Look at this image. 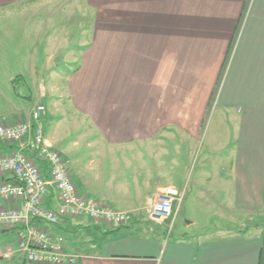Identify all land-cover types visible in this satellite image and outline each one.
I'll return each instance as SVG.
<instances>
[{"label": "crops", "instance_id": "obj_1", "mask_svg": "<svg viewBox=\"0 0 264 264\" xmlns=\"http://www.w3.org/2000/svg\"><path fill=\"white\" fill-rule=\"evenodd\" d=\"M57 91L85 163L54 143ZM37 103L80 195L132 217L115 232L87 216L36 222L74 264H264V0H0V122H28ZM201 140L208 165L185 185ZM14 149L0 142V155ZM165 188L184 191L169 230L193 192L206 226L192 216V233L158 232L148 211Z\"/></svg>", "mask_w": 264, "mask_h": 264}, {"label": "built area", "instance_id": "obj_2", "mask_svg": "<svg viewBox=\"0 0 264 264\" xmlns=\"http://www.w3.org/2000/svg\"><path fill=\"white\" fill-rule=\"evenodd\" d=\"M45 113V105L37 103L30 110L28 122H0V142L15 144L11 153L0 155V230L15 236L0 244V264H74L79 259L78 254L67 250L63 236L50 233L36 224L38 221L54 225L62 218L87 216L112 226L132 222L128 212L80 195L63 155L45 138ZM50 189L58 199L54 209L46 206ZM183 195L184 191L174 188L159 190L149 208V220L163 223Z\"/></svg>", "mask_w": 264, "mask_h": 264}, {"label": "rangeland", "instance_id": "obj_3", "mask_svg": "<svg viewBox=\"0 0 264 264\" xmlns=\"http://www.w3.org/2000/svg\"><path fill=\"white\" fill-rule=\"evenodd\" d=\"M55 95L57 96L55 98L59 110L55 111V112H51L50 116H49V120H50V125L57 126L58 128L62 127V131L59 132L58 135V139L57 141H55L54 143L57 144V147L62 148L63 146L67 147V156L68 158L72 159V157H78L83 163H85L89 158L90 155L88 154V152H84L81 154H78V151L74 149V147H72L71 142L72 139L77 137V133L80 131V129L76 128V125L73 124L72 122V113L69 111L70 108V104L67 101V97L65 96V92L63 91H57L55 93ZM51 101V100H50ZM81 120V119H80ZM84 123L81 124V126H83ZM60 130V129H59ZM55 136V135H54ZM204 142V145H201V143ZM207 144V142H206ZM205 141L201 140L200 144L198 143L195 150L192 152V154L190 156L185 155L184 156V163L188 166V170H187V174L185 175L184 178V182L186 183L185 185H189L190 184V180L193 179L195 176H193V174H196L197 169L201 168L203 166H207L208 162L205 164V162H202L204 159L207 158V147L205 146ZM80 147L83 148L84 151H88L89 149L87 148L85 142L81 143ZM79 147V148H80ZM90 148V147H89ZM205 153V154H204ZM223 154V153H222ZM224 155H222L223 157ZM65 157V156H63ZM210 157V156H209ZM86 165V164H85ZM203 169L209 170L211 171V168L209 167H204ZM194 170V173L192 174L191 171ZM195 198V194L194 192L191 193L190 195H188L187 199L185 201L182 202V204L180 205L179 211H178V215L176 218V221L174 222V228H170L169 230V225H170V220H172V216L166 220L163 223H159L158 224V229L160 233H163L164 236H166L167 238L169 236L172 237H176L175 235L184 233V232H193L194 230H196L195 226H191L188 222H191L193 220L192 216L199 222L200 226H204L206 223V220L201 219L200 218V211L199 209L201 208V204L197 202V200L194 199ZM173 214V213H172ZM214 222H218V223H223L222 220L219 219H214ZM105 226L108 224H104ZM206 226V225H205ZM131 228V227H128ZM171 234V235H170ZM80 236V234H77V237ZM65 237L72 242L73 237L71 234H66ZM14 233L13 232H0V244H5L9 242V239H14ZM78 241L77 246H74L76 248H81V242L76 239Z\"/></svg>", "mask_w": 264, "mask_h": 264}, {"label": "trees", "instance_id": "obj_4", "mask_svg": "<svg viewBox=\"0 0 264 264\" xmlns=\"http://www.w3.org/2000/svg\"><path fill=\"white\" fill-rule=\"evenodd\" d=\"M38 164H39L40 167L43 168V170H45V166H43V164L41 162H38ZM130 225L131 224L126 225V226H116V228L113 230V232H115L116 230L118 231V230H120L122 228H128V227H130ZM109 233H111V231L103 232L101 237H100V239H102V240L105 239Z\"/></svg>", "mask_w": 264, "mask_h": 264}]
</instances>
